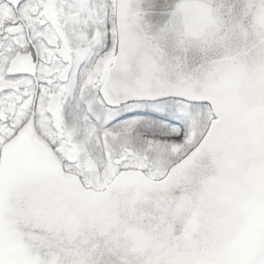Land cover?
Returning a JSON list of instances; mask_svg holds the SVG:
<instances>
[{
    "label": "snow or ice",
    "instance_id": "snow-or-ice-1",
    "mask_svg": "<svg viewBox=\"0 0 264 264\" xmlns=\"http://www.w3.org/2000/svg\"><path fill=\"white\" fill-rule=\"evenodd\" d=\"M0 264H264V0H0Z\"/></svg>",
    "mask_w": 264,
    "mask_h": 264
}]
</instances>
